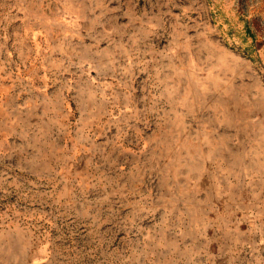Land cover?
I'll use <instances>...</instances> for the list:
<instances>
[{
  "label": "rangeland",
  "instance_id": "rangeland-1",
  "mask_svg": "<svg viewBox=\"0 0 264 264\" xmlns=\"http://www.w3.org/2000/svg\"><path fill=\"white\" fill-rule=\"evenodd\" d=\"M264 0H0V264H258Z\"/></svg>",
  "mask_w": 264,
  "mask_h": 264
},
{
  "label": "crops",
  "instance_id": "crops-1",
  "mask_svg": "<svg viewBox=\"0 0 264 264\" xmlns=\"http://www.w3.org/2000/svg\"><path fill=\"white\" fill-rule=\"evenodd\" d=\"M264 199V196L262 197ZM258 223L260 230L259 246H260V260L258 264H264V200L260 202L259 212H258Z\"/></svg>",
  "mask_w": 264,
  "mask_h": 264
}]
</instances>
